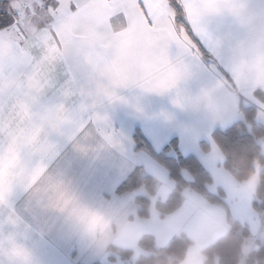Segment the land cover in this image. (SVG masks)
I'll use <instances>...</instances> for the list:
<instances>
[{
  "label": "crops",
  "instance_id": "obj_1",
  "mask_svg": "<svg viewBox=\"0 0 264 264\" xmlns=\"http://www.w3.org/2000/svg\"><path fill=\"white\" fill-rule=\"evenodd\" d=\"M178 1L212 62L176 26L167 0H57L67 9L40 26L31 0L6 2L4 13L28 27L0 31V264H135L150 254L143 235L161 248L179 233L191 241L179 264H204L202 250L226 234L228 217L249 228L242 248L264 225L252 206L262 166L237 181L212 138L244 121L242 106L264 125L256 118L264 115L256 95H264V0ZM174 71V86L154 87ZM136 131L155 152L175 141L182 156H195L222 202L186 187L180 206L160 217L156 201L176 184L136 150ZM257 142L264 156V137ZM135 169L156 187L146 218L135 203L143 187L117 193ZM181 176L193 180L185 169Z\"/></svg>",
  "mask_w": 264,
  "mask_h": 264
},
{
  "label": "trees",
  "instance_id": "obj_2",
  "mask_svg": "<svg viewBox=\"0 0 264 264\" xmlns=\"http://www.w3.org/2000/svg\"><path fill=\"white\" fill-rule=\"evenodd\" d=\"M169 7L174 13L175 24L178 28L185 30L190 40L196 45L199 52L211 61L205 54L202 47L193 37L187 23L184 20V11L177 0H167ZM179 5V7H177ZM212 62V61H211ZM256 95L264 102V95L257 92ZM244 116L243 122H238L226 130L216 129L212 138L224 155V168L239 182L249 179L254 174V163L262 166L259 173V184L256 189L253 208L259 212H264V156L261 154L258 138L264 137V125L255 122L256 110L254 107H241ZM250 126V131L246 128ZM134 142L137 150H145L158 163L163 165L169 172L170 178L175 182L174 190L165 201H156V208L160 217L177 209L181 204V191L189 187L204 196L209 202L221 203L217 195L211 194L207 186L211 182L210 174L193 155L182 156L177 149L175 141H172L161 152H155L149 142L136 131ZM206 149V145H202ZM173 149L176 156H171L168 152ZM187 170L192 176L191 182H186L181 176V170ZM143 187L146 195H137L135 203L138 206L137 216L146 218L149 214L151 199L155 196L156 187L152 177L142 174L139 169H135L118 186L117 193L135 191ZM229 229L225 235L220 237L213 244L202 250L204 264H239L242 245L250 235L247 225L228 217ZM191 245L190 239L179 233L171 238L164 247H157L151 235H143L139 240V246L150 252L148 255L139 256L135 264H179L186 256ZM110 251L118 252L122 259H129L132 251L128 249H118L110 247ZM243 264H264V241L258 248L252 251Z\"/></svg>",
  "mask_w": 264,
  "mask_h": 264
},
{
  "label": "rangeland",
  "instance_id": "obj_3",
  "mask_svg": "<svg viewBox=\"0 0 264 264\" xmlns=\"http://www.w3.org/2000/svg\"><path fill=\"white\" fill-rule=\"evenodd\" d=\"M23 1V4H27L26 2L28 1V3L30 2V0H21V2ZM25 1V2H24ZM178 1V0H177ZM6 2H8V0L4 1V4L0 3V10H4L5 8H7L10 4H6ZM34 2V3H33ZM11 3V2H10ZM19 3V2H18ZM179 3V1H178ZM2 4V5H1ZM34 4V5H33ZM51 4L52 7L55 9L54 11L51 9H47V6ZM180 4V3H179ZM11 5H15L14 3H11ZM18 5V4H17ZM29 6V10L30 13H32L31 17H33L32 19V24L34 26H40V22L41 24H49V22H51V15L55 16L57 13H62L63 11H65L67 9V3H59L57 2V0H31V3L28 4ZM57 5H59L57 7ZM181 6V5H180ZM40 7V8H39ZM182 7V6H181ZM65 8V10L63 9ZM183 9V8H182ZM7 9H5L6 11ZM48 10V11H47ZM3 11V12H5ZM184 11V10H183ZM173 12V11H172ZM51 14V15H49ZM17 17V16H16ZM11 18V17H10ZM184 20L187 23L185 16H184ZM21 21V19H20ZM27 23L28 21H21V26L19 27L20 30L24 33V31L27 30ZM188 25V23H187ZM16 27V26H15ZM189 27V26H188ZM182 29V28H181ZM190 29V28H189ZM184 30V29H182ZM185 31V30H184ZM205 52V51H204ZM205 54L207 55V57L210 59V56L205 52ZM204 56V55H203ZM211 60V59H210ZM211 62V61H210ZM258 121L263 122L264 123V115L262 110H259V113L257 115ZM141 134V133H140ZM142 135V134H141ZM143 136V135H142ZM145 138V137H144ZM146 139V138H145ZM135 143V142H134ZM136 146V145H135ZM137 150V149H136ZM143 150V149H141ZM145 151V150H143ZM141 172V170H140ZM142 173V172H141ZM144 174V173H142ZM262 219H264V215L261 216ZM264 241V225H261V228L259 230H256L255 233L252 234V236L249 238V240L246 242V244L243 246L242 248V254H241V258H240V262L239 264H242L245 260L246 257H248V255L252 252V250H256L259 246L260 243H262ZM130 264H134V261L131 260V262H129ZM119 264H123L122 262Z\"/></svg>",
  "mask_w": 264,
  "mask_h": 264
},
{
  "label": "snow or ice",
  "instance_id": "obj_4",
  "mask_svg": "<svg viewBox=\"0 0 264 264\" xmlns=\"http://www.w3.org/2000/svg\"><path fill=\"white\" fill-rule=\"evenodd\" d=\"M0 2H3V0H0ZM59 5H57L58 7ZM143 7V6H142ZM179 7V5H177ZM48 9L55 10L51 4L47 6ZM145 15H147V12L145 10ZM13 26H16L19 28L21 26V21L19 18V15L14 18H10L8 13H4L2 10H0V31L11 28ZM181 78V73L179 72H171L169 73L165 78L162 80L157 81L154 84V87L157 90H167L169 87L174 86L175 83Z\"/></svg>",
  "mask_w": 264,
  "mask_h": 264
}]
</instances>
